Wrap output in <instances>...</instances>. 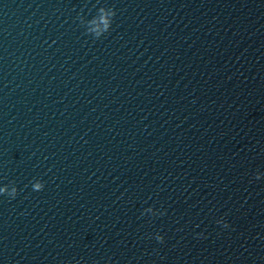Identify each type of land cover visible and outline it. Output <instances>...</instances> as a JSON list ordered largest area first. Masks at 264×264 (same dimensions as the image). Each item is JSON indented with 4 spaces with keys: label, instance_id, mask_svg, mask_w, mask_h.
Masks as SVG:
<instances>
[{
    "label": "clouds",
    "instance_id": "1",
    "mask_svg": "<svg viewBox=\"0 0 264 264\" xmlns=\"http://www.w3.org/2000/svg\"><path fill=\"white\" fill-rule=\"evenodd\" d=\"M115 14H116L115 11L112 9V11L110 13L112 18L115 16ZM80 22H81V24H85V21H84V19L82 17H80ZM88 23H95V22L94 21H89ZM101 23L103 25V31L107 32L109 30L110 25L112 24V20L110 21V20H108V19H106L104 17H101ZM98 27H99V25H97V28ZM86 31L89 34H91L92 32H95V36L94 37L96 39H99L100 34H101L100 31H97L95 28L86 27ZM256 178L259 179L260 176L257 175ZM32 188H33L34 191H41L44 188V184L41 183V182H36V183H34L32 185ZM2 194H6L10 198L14 199L16 197V195H17V188H16L15 185H13L10 192H8L6 188H0V195H2ZM223 226L224 227H228V225L226 223ZM156 240L159 241V242H162L163 241V237L160 236V235H157Z\"/></svg>",
    "mask_w": 264,
    "mask_h": 264
}]
</instances>
